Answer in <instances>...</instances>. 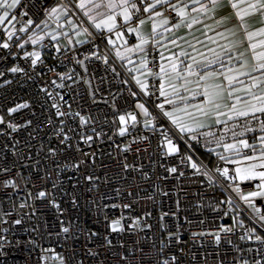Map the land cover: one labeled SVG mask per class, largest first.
<instances>
[{"label": "built area", "instance_id": "2783aa9c", "mask_svg": "<svg viewBox=\"0 0 264 264\" xmlns=\"http://www.w3.org/2000/svg\"><path fill=\"white\" fill-rule=\"evenodd\" d=\"M56 1L19 0L10 24H0V264H264V196L242 199L259 192L261 180H238L213 149L251 142L264 121L178 131L158 107L172 104L160 93L156 47L146 49L153 75L140 88L106 45L111 32L74 45L44 37L32 64L29 37ZM164 13L178 21L171 8ZM143 14L137 0L131 24ZM40 191L46 196L37 198Z\"/></svg>", "mask_w": 264, "mask_h": 264}, {"label": "crops", "instance_id": "0c3cea01", "mask_svg": "<svg viewBox=\"0 0 264 264\" xmlns=\"http://www.w3.org/2000/svg\"><path fill=\"white\" fill-rule=\"evenodd\" d=\"M140 1L144 14L138 19L136 26H134L131 24V19L135 9L131 7V4H137V0H129L127 8L131 18L127 21L123 16L124 7L122 6V0H83L85 5L84 8L79 6L82 0H57L54 3V5L56 4L55 9L60 10L61 15L64 14L65 10V22L63 23L59 19H57L56 22V19H52L54 23L57 24L56 30H54L55 33L60 31V34L54 36V38L51 37V35H47L46 37L54 42L65 39L66 42L74 45L87 41L92 36V32H111V36L105 39L106 45L115 53L120 62L133 58L134 65L138 64L141 60L138 58L140 57L138 55L141 53H145L144 58L145 61L147 60L146 49L153 45L157 48L159 53L160 69L161 65L164 67L163 72L159 70L160 88L161 85H163L166 94L173 93L174 95L181 96L190 101H205L203 95L205 86L215 84L228 86V82L224 78V66L227 65L224 56L227 55L222 56L223 64L218 62L204 67L207 60L215 58V54L211 50L214 49L215 52H223L221 46L224 45V41H234L237 44V47L233 48L228 55L231 54L232 58L251 56L252 60L249 64L257 70L256 72L264 71V69L258 67L259 63H264V60L255 59V53L264 50L262 49L264 48V44L260 43L264 41V34H257L249 41L244 29L240 27L239 19L235 15L238 9L243 10L247 8V5L254 3L255 0H232V2L238 5V9H233L229 0H221V3L215 9L212 8L210 0H198V2H196V0H168L167 3H158L157 0ZM109 2L116 6L108 8L107 5ZM96 4L100 5V7H94ZM153 4L155 7H151L148 11H144V8H148L149 5ZM173 5H175L176 8H173ZM201 5H207V11L201 8ZM165 7L171 8L177 14L178 21L175 24H172L165 15ZM13 8L14 7H12V9ZM181 8L184 9L183 16L177 13V9ZM157 12L160 13L159 16L156 15ZM100 13L104 15H99ZM107 15H113L115 17V27H113L111 31H109L108 27L105 25L96 28L95 24L100 23L102 19H106ZM10 16L11 13L8 14L5 22L9 20ZM89 17H94L95 22ZM141 20L144 21L143 24L140 23ZM217 21H223V23L218 24ZM74 23H77V26H74ZM244 23L247 25V30L249 32H257L258 29L264 28V16L260 13L245 16ZM64 24L66 28H69V32L67 33L63 31ZM83 24H85V26ZM177 25H179V27H177ZM189 25H191V27H189ZM40 29V26L37 27L35 32L40 31ZM217 33H224L225 36H227V40L217 35ZM173 41H175V43H173ZM253 43L257 45L255 50L250 47V44ZM181 53H187V55H181ZM241 53H243L242 56L240 55ZM169 57H171V59H169ZM192 57H195L200 63L198 65L193 64ZM173 64L177 66L175 71H173L172 68ZM188 64H193V69L197 73L192 82L189 75H177V73L184 74L183 72L187 74L186 66ZM145 67L146 68H143V65H139L136 70L148 69L147 62ZM207 71L216 73L217 75H215V78L221 77L222 80H217L215 83L208 79L201 80L200 76L204 75ZM144 74L145 75H137V81H140V83L134 81L140 88H144L145 79L148 76L147 73ZM185 78L189 81L188 83H185ZM197 79L200 82L199 87L195 86V84L198 83L196 82ZM141 85H143V87ZM232 85H234V83ZM174 87L178 94L174 92ZM189 87H192L195 92L192 90L186 91ZM238 98L241 99L243 96ZM208 122V120L204 119L202 123L203 127L208 124ZM257 148L256 152L262 154L264 144H258ZM261 171H264V168H262ZM260 191H262V187Z\"/></svg>", "mask_w": 264, "mask_h": 264}, {"label": "rangeland", "instance_id": "374dc122", "mask_svg": "<svg viewBox=\"0 0 264 264\" xmlns=\"http://www.w3.org/2000/svg\"><path fill=\"white\" fill-rule=\"evenodd\" d=\"M12 3L11 0H5V4L4 5H0V17H3V20L0 21V24L4 25L5 27H7L10 22L12 21V16H10L9 20L7 22L6 19L8 17V14L11 13L12 7H8L7 5H10ZM56 5V4H55ZM55 5L53 7L50 8V10L48 11V13L43 16L38 23L35 25V30L37 27H41L40 31L38 32H34L33 34H31V36L29 37V42L30 45L32 46L30 49H28V51L30 53H38L39 54V50H37L35 48L36 44H39L40 41L46 37L47 35H51V37L54 38V36H58L60 33V31L58 33H55L54 30H56V26L57 24L54 23V21L52 19H59L60 21H62L63 23L65 22V10H64V14L61 15L60 10H56V12H53L52 9L55 8ZM57 8V6H56ZM5 13H7V15H5ZM6 23V24H5ZM85 26V24H83ZM71 26V24H70ZM74 26H77V23H74ZM34 30V31H35ZM63 31L64 32H69V28L65 26L63 27ZM59 42H66L65 39L59 41ZM226 43H230L229 41H224V44ZM264 49V48H262ZM260 52H264V50H261ZM258 52V53H260ZM138 57L139 59H141L138 64L134 65L133 63V58L127 59L123 62H121L124 70L129 74V76L131 77V79L133 81H137V75L138 74H142L145 75L144 73H149L148 69H142L140 71H137V66L139 65H143V68L145 67V64L147 62V60L145 61V53H141L139 54ZM229 55L224 56V60L227 61V65L224 66V77L225 75H229V76H234L235 80H233L234 85L231 86V89H235V91H233V95L231 98L228 97L227 92L224 93V98L220 101H218L219 103H221V108L218 110L219 112L225 113V115H217V110L213 109L210 111V114L208 116H204L202 115L195 107V105H199L200 107H206L204 101L199 102L198 100H193L190 101L189 99H181V96L178 95H174L173 93H169L166 95H162V96H166L168 97V100H172L173 103L170 107L167 108H163L162 109V114L165 111H172L174 108H178V109H183L185 107V105H188V111L192 112L195 114V118H190L188 117L184 112L182 111H177L175 113V115L177 117L182 118V122L189 124L192 128L196 130L199 129H203V128H211L212 126L224 123V122H228L237 118H243V117H247L249 115H254L256 113H260V112H253L252 110V105H257L259 106L260 101H258L257 99H255L254 97H264V71L261 72H256L257 70H255L249 63L252 60L251 56L247 57V56H242L239 58H232L231 54V59L229 60L228 58ZM256 59V58H255ZM257 60V59H256ZM229 69H231V71H229ZM194 70V69H193ZM179 73L180 75H185L187 76V74L185 72ZM245 73V74H242ZM196 75H191L189 78L191 79V82L193 80V78ZM208 80L213 81V83H215L217 80L221 81L222 78L221 77H210ZM195 86L199 87L200 86V82L198 81V79L196 80ZM209 83V82H207ZM232 83V84H233ZM193 84V83H191ZM226 88L228 87L227 85H225ZM193 91L192 87H189L188 89H186V91ZM211 90V89H210ZM195 92V91H193ZM243 96V98L241 99H237L238 97ZM167 101H165V103H167ZM235 104L236 105V109L239 110H244L247 111L249 113V115L247 116H239L237 115L235 112L231 111V105ZM124 116L125 117V121L122 123L120 121V117ZM164 116V114H163ZM229 116L232 117V119H229ZM171 124V120L169 118H167L166 116H164ZM118 122H119V133L121 134V130L124 129L126 131V127L127 124L129 122V119L127 117V114L122 113L120 114L118 117ZM208 120V124H206L204 127H198L199 124H202L203 121ZM217 120L220 121V123H217ZM149 121H145V125H149L150 123H148ZM173 125V124H172ZM203 125V124H202ZM178 131L179 129L173 125ZM124 131V132H125ZM262 136H264V133H261ZM243 138H235V139H231V140H227L224 142H220L217 143L215 146H213V149L215 151H219L221 156L224 157V159L230 164L232 165V169L235 172L236 177L239 180H247V179H243L242 177L247 175V173L245 172L246 169L249 168L250 165L252 164H261L264 163V155L260 154L259 152H256V150L258 149L256 147V149L254 148V146L257 144L262 143L261 139L260 140H256V141H251L248 142L250 147H248L250 150L253 149L254 152L256 153H251L250 156L254 157V159H247V157H250L249 155L246 157H239L237 151L239 149H246L243 148L242 146H240L237 142L239 140H242ZM245 140V139H243ZM227 144H236L237 147L234 149H230L227 150L224 146ZM264 144V143H262ZM166 151L169 153L168 151V145H167V140L164 143ZM177 150L178 147L174 146ZM176 150V151H177ZM175 151V152H176ZM172 152L171 154L175 153ZM240 169L241 172L240 174L237 173L236 169ZM254 173L255 170H253ZM264 172V171H261ZM259 173V172H258ZM255 178H259L258 176ZM249 179H254V178H249ZM249 193H243V196L248 195ZM253 203V202H252Z\"/></svg>", "mask_w": 264, "mask_h": 264}, {"label": "snow or ice", "instance_id": "6c2138e0", "mask_svg": "<svg viewBox=\"0 0 264 264\" xmlns=\"http://www.w3.org/2000/svg\"><path fill=\"white\" fill-rule=\"evenodd\" d=\"M158 3H167L168 0H157ZM196 2H198V0H196ZM19 3V0H12V3L10 5H7L8 7H15L16 4ZM221 3V0H210V4L212 5V8L215 9L219 4ZM229 3L231 5V7L233 9H238V5L234 2H232V0H229ZM5 4V0H0V5H4ZM129 4V0H122V6L124 7V11H123V16H124V19L127 21L131 18V15L128 11V8H127V5ZM81 8H84L85 5L83 3V0L81 2V4L79 5ZM116 5H114L113 3L109 2L107 7L108 8H113L115 7ZM94 7L96 8H99L100 5L96 4L94 5ZM131 7L133 9L136 8V4L135 3H132L131 4ZM151 7H155V5H149L148 8H144V11H148L149 8ZM173 8H176L175 5L172 6ZM201 8H203L205 11H207V5H201ZM250 10V11H249ZM53 12H56V9H52ZM177 13L178 15H181L183 16L184 15V9L181 8V9H177ZM255 13H260L262 16H264V0H255L254 3H250L247 5V8L243 9V10H237L235 12V15L236 17L239 19L240 21V27L244 29L245 33H246V36H247V39L249 41L252 40V38L254 36H256L257 34H264V28H260L258 29L257 32H249L247 30V25L244 23V17L245 16H248V15H253ZM87 14V13H85ZM5 15H7V13H5ZM99 15H104L103 13H100ZM156 15H160L159 12L156 13ZM90 19H93V21L95 22L94 20V17H89ZM3 20V17H0V21ZM166 22V21H165ZM195 22V21H194ZM29 23H31V21H29ZM141 24L144 23L143 20L140 21ZM218 24H221L223 23V21H217ZM102 25H105L108 27V30L111 31L113 27H115V17L113 15H107L106 19H102L100 21V23H96L95 26L96 28H100ZM177 27H179V25H177ZM189 27H191V25H189ZM21 31H24V29H21ZM87 31V30H85ZM231 31V30H229ZM217 35L223 37L224 39L227 40V36H225L224 33H217ZM11 36L12 34L9 33V39H11ZM173 43H175V41H173ZM261 44H264V41H261L260 42ZM3 47L4 48H8L9 45L7 43L3 44ZM194 47V46H193ZM222 49H223V52H215V50H211L214 52L215 54V58L214 59H210V60H207V63L204 65V67H207V66H210L214 63H221L223 64V60H222V56L224 55H228L233 48L237 47V44L236 42H230V43H226L224 45L221 46ZM250 47L255 50L257 45L256 44H250ZM30 55H33L36 57V59H33L32 60V64H36L37 60L39 59V54L38 53H31ZM119 55V53H118ZM162 55V54H161ZM181 55H187V53H181ZM203 55V54H201ZM241 56L243 55V53L240 54ZM163 58V57H162ZM229 60L231 59V56L229 55L228 56ZM255 58L257 60H264V52H260V53H255ZM169 59H171V57H169ZM192 60H193V64H199L200 62L196 60L195 57H192ZM193 64H188L186 66V72H187V75L191 76V75H197V73L193 70ZM176 64H173L172 65V68H173V71L176 70ZM258 67L260 69H264V63H259L258 64ZM19 69L17 68H12L11 71L12 72H16L18 71ZM162 72L164 71V67L163 65H161V69H160ZM229 71H231V69H229ZM149 75H153V73H148ZM242 74H245V73H242ZM177 75L179 76V73H177ZM217 75L216 73L214 72H211V71H207L204 73V75L200 76V79L201 80H207L209 79L210 77H213ZM227 82H228V87L226 88L225 86L223 85H220V84H215V85H211V86H205L204 88V91H203V95L205 97V105L206 107H200L199 105H195L193 107H195L202 115L204 116H208L210 114V111L215 109L217 110V115H225V113H222V112H219L218 110L221 108V103H219L218 101L222 100L224 98V93L227 92V95L229 98L232 97L233 95V91H235V89H231V85L233 83V80L235 79L234 76H229V75H225L224 77ZM189 81H187V79L185 78V83H188ZM137 83H140V81H137ZM143 87V85H141ZM211 89V90H210ZM174 92H177V90L175 89V87L173 88ZM160 93L161 95H166L165 91H164V88H163V85H161V88H160ZM178 94V92H177ZM255 99H257L258 101H260L259 103V106L257 105H252V110L253 112H261V113H264V97H254ZM181 99H184L183 97H181ZM239 99V98H237ZM167 103L169 104H172L173 101L172 100H168ZM18 107L20 108H23V107H27V105H19ZM53 107H57V105H53ZM138 107L140 108H144L143 105H138ZM158 107H160L161 109L164 108V105L161 104V105H158ZM10 112H15L17 111V108H12L9 110ZM145 111V115L148 114L147 112V109H144ZM177 111H182L184 112L188 117L190 118H195V114L192 113V112H189L188 111V105H185V107L183 109H178V108H174L172 111H165L163 114L164 116H166L167 118H169L172 122L173 125H175L180 132H194L195 129L192 128L189 124H186V123H183L182 122V118L180 117H177L175 115V113ZM231 111L235 112L237 115L239 116H247L249 115V113L247 111H244V110H237L236 109V105L235 104H232L231 105ZM60 115H65V113H59ZM131 119L133 121L136 120V117L135 116H132ZM229 119H232L231 116H229ZM120 121L123 123L125 121V117L124 116H121L120 117ZM3 119L0 118V123H3ZM150 123V121L148 122ZM217 123H220L219 120H217ZM10 128H12L13 131L16 130L17 126L16 125H13V124H9L8 125ZM198 127H203L202 124H199ZM261 128L264 129V123L261 124ZM124 129L121 130V135H123L124 133ZM246 131H251V129H246ZM204 135H211V133H207V134H204ZM236 135H243V133H236V132H233V136H236ZM65 139H67V137H65ZM87 139H91V137H88ZM192 139H196L195 136L192 137ZM262 143H264V137H260ZM219 143V142H218ZM240 146H242L243 148H248L250 147L249 143L247 140H239L237 142ZM167 145H168V151H169V154H171L172 152H175L177 149L173 146L172 144V141L171 140H167ZM227 150H230V149H234L237 147L236 144H227L224 146ZM262 155H264V150H262ZM189 159H191L189 157ZM221 159H224V157H221ZM247 159H254V157H247ZM257 167H261V168H264V163H261V164H252L249 166L248 169L245 170V172L247 173V175L243 176L242 178L243 179H249V178H255V177H259L262 181V191L260 192H250L248 195L246 196H242V199L245 201V202H249L250 200V197H257V196H264V172H259V173H254L253 170ZM192 168L196 169L197 168V165L195 163L192 164ZM4 171H7V169H5ZM170 171L172 172H176V168H172L170 169ZM237 173L240 174L241 170L238 168L236 169ZM222 175L224 176H228V170L227 169H224L223 172L221 173ZM205 175H208L207 173H205ZM209 180H211V176H209ZM8 183H11V181H9ZM237 191H239V189L237 188L236 189ZM46 196V193L44 191H40L38 194H37V198H43ZM125 207H128V205H125ZM257 212H259V209L257 208L256 209ZM261 219L264 220V216H261ZM17 224L20 223L19 220L16 221ZM120 225V220H115L112 222V230L113 231H116L117 230V226ZM63 231L65 233H67L69 231V229L67 227H65L63 229ZM230 231V229H229ZM217 239H219V237H217ZM243 239V237H242ZM257 240H261V237L257 236L256 237ZM251 251V249L249 250ZM164 264H167V262H164ZM256 264H260L259 261L256 262Z\"/></svg>", "mask_w": 264, "mask_h": 264}, {"label": "trees", "instance_id": "16d2710c", "mask_svg": "<svg viewBox=\"0 0 264 264\" xmlns=\"http://www.w3.org/2000/svg\"><path fill=\"white\" fill-rule=\"evenodd\" d=\"M157 49V48H156ZM121 63V62H120ZM249 116H259V118L262 120V121H264V113H256V114H254V115H249ZM248 117V116H247ZM221 124H223V123H221ZM219 125V124H218ZM261 133H264V129H261V130H259V131H256L255 133H254V135H255V137H254V139H252V141H256V140H259V138L262 136L261 135ZM255 147H257V145H255L254 146V148ZM215 151V150H214ZM215 153H219L220 154V152L219 151H215ZM221 155V154H220Z\"/></svg>", "mask_w": 264, "mask_h": 264}, {"label": "water", "instance_id": "95a60500", "mask_svg": "<svg viewBox=\"0 0 264 264\" xmlns=\"http://www.w3.org/2000/svg\"><path fill=\"white\" fill-rule=\"evenodd\" d=\"M233 190H234V188H233ZM237 196L240 198L241 197V194L240 193H237ZM252 212H254V210L252 209ZM262 220V219H261ZM262 221H264V220H262Z\"/></svg>", "mask_w": 264, "mask_h": 264}, {"label": "bare ground", "instance_id": "6f19581e", "mask_svg": "<svg viewBox=\"0 0 264 264\" xmlns=\"http://www.w3.org/2000/svg\"><path fill=\"white\" fill-rule=\"evenodd\" d=\"M141 16H142V15H141ZM141 16H139L138 19H139ZM138 19H137V21H138Z\"/></svg>", "mask_w": 264, "mask_h": 264}]
</instances>
